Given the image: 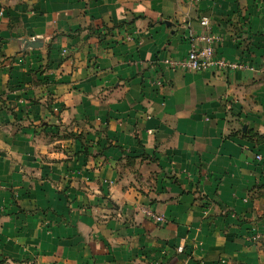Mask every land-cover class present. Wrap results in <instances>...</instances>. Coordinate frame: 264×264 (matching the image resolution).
Here are the masks:
<instances>
[{"label":"crops","instance_id":"obj_1","mask_svg":"<svg viewBox=\"0 0 264 264\" xmlns=\"http://www.w3.org/2000/svg\"><path fill=\"white\" fill-rule=\"evenodd\" d=\"M256 153L264 0H0V264H264Z\"/></svg>","mask_w":264,"mask_h":264},{"label":"built area","instance_id":"obj_2","mask_svg":"<svg viewBox=\"0 0 264 264\" xmlns=\"http://www.w3.org/2000/svg\"><path fill=\"white\" fill-rule=\"evenodd\" d=\"M200 24L203 30L200 34L190 36L187 53L182 57L165 56L160 60L163 65L170 69L191 72H201L205 70L227 72L252 68L251 64L243 60L228 59L219 55L216 47L218 42L222 39L221 36L212 31L207 16H202L200 18ZM125 38L128 40L133 39L130 33H128ZM255 158L258 161L264 162V153H256ZM144 212L149 218L158 223L165 221V216L156 213L154 210L144 209Z\"/></svg>","mask_w":264,"mask_h":264}]
</instances>
